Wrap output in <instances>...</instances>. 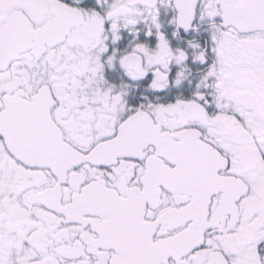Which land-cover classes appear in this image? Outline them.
<instances>
[{
    "label": "snow or ice",
    "instance_id": "obj_1",
    "mask_svg": "<svg viewBox=\"0 0 264 264\" xmlns=\"http://www.w3.org/2000/svg\"><path fill=\"white\" fill-rule=\"evenodd\" d=\"M0 264H264V0H0Z\"/></svg>",
    "mask_w": 264,
    "mask_h": 264
}]
</instances>
